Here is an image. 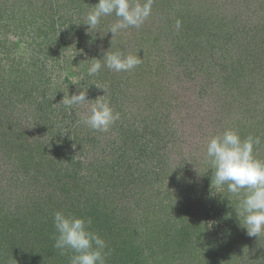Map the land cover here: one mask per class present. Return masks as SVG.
Wrapping results in <instances>:
<instances>
[{
	"label": "trees",
	"instance_id": "trees-1",
	"mask_svg": "<svg viewBox=\"0 0 264 264\" xmlns=\"http://www.w3.org/2000/svg\"><path fill=\"white\" fill-rule=\"evenodd\" d=\"M176 3L179 8H183L178 0H153L151 15L139 29L129 27L113 36L106 26L109 24L111 27L116 22L115 15L101 17L96 28L89 29V26L85 25L89 6L84 5L81 0H0V25L9 21L23 30L21 35L31 34L29 44L34 54L28 64L22 61L24 69L16 76L13 82L15 87L12 88V93L9 92V99L5 103L0 102V154L10 156L16 153L19 158L14 161L22 160L23 165L20 164L23 168L31 165L26 174L32 172L29 177L15 176L17 184L9 182L8 187L14 190L15 196L5 200L0 193V264H70L69 257L72 253L69 251L66 255H61L60 250L54 248L53 215L56 211L91 218L90 230L99 234L107 244L106 264H154V253L147 249L152 242L147 240L140 230L145 218L150 216L153 219V212L157 216V212L164 208L173 207L175 212L180 213L178 202L182 201L191 216L195 218L199 212L205 217L202 221H205L206 203L226 199L227 191H220L221 188L211 185L212 169L209 162H205L207 168L198 169L202 171L199 175L198 170L191 172L192 169H189L187 173L192 175L189 179L181 173L184 169L176 164L173 170L165 169L167 159L157 150L156 142L150 139L160 138L161 127H164L163 131H167L168 118L173 119L177 104L180 103L179 95L190 91V88V92L197 98L207 95L212 86H215V92L218 93L219 85L213 77L225 81L235 68H238V72L240 69L245 70L248 78L249 74L264 76V67L257 68L261 61L264 62V17L262 26H259V33L249 32L236 40L237 54L229 59L231 63L227 66L217 63L218 39H202L200 32L194 31L188 21L173 32V16H168L166 11H162V7L168 10L177 9ZM231 23L237 28L235 22ZM105 24L107 25L104 27ZM71 44L77 46L76 50L81 53V57L88 52V55L79 61L85 69H88V60L102 58L104 52L109 49L113 52L122 51L124 55H137L142 62L128 72H115L106 67L95 76H89L87 72L83 80L87 97L90 96L94 101L93 94L95 97L98 93H106L111 107L120 114V118L110 127L112 133L109 144L104 149L97 147L109 157L107 162L104 161L98 168H93L90 162L89 168L83 171L81 164L68 155L72 144L82 139L79 130L84 128L86 133L88 131L84 127V119L78 117L79 130L76 129L72 136L67 133V136L56 141L59 142L58 146L60 142L66 144V149L64 147L61 153L64 161L57 163L53 170H48V167L38 170L36 163L39 162L40 156L37 155L39 152H47V147L51 146L53 141L43 143L37 136L47 131L55 138L56 133L51 129L55 107L52 106L49 95L45 93L42 82L34 80L37 75L30 80V75L26 76V73L32 67L35 69L32 72L37 73V64L43 66L49 58L55 60ZM166 53L170 60L167 65L160 63L159 59L160 54ZM256 61L258 64L255 65ZM191 64L195 65L194 68L197 66L198 70L193 72L190 69ZM199 74H204V79L197 81L193 86L189 81ZM166 79L175 85L170 93L164 90L162 92V88L166 87ZM179 81L183 84H179ZM20 84L24 93L21 96L14 95V90L17 91ZM234 84L235 81H231L230 85L224 84V87L231 91L227 94L232 100H225L226 110L229 105L234 107L238 102L234 101ZM181 85L182 88H177ZM0 91L5 90L0 87ZM256 99L259 98L255 97L253 101L256 104L255 114L258 118H264V98L259 99L257 103ZM234 108L243 111L242 108ZM69 110L67 106H62L59 113L61 121H67L72 126L75 122H72ZM79 111L77 114L84 112ZM213 112L216 115L222 113L219 108ZM255 114L250 112L248 118L251 119ZM225 115L236 121L238 119L237 112L230 113L227 110ZM29 118L38 121L43 130L18 128ZM93 131L96 130L92 129L91 137H94ZM224 131L225 129L221 128L217 135ZM142 137L149 138L150 141H142ZM3 139H6V142L1 146ZM172 139H175L174 136ZM87 141L91 145L94 143V140ZM54 160L55 157L42 162L50 164ZM41 175L49 178V186L38 184L37 180ZM53 179L59 181H52ZM164 179L170 184H164ZM88 181L96 182V186L88 188ZM166 186H170V192L162 191V187ZM174 198L180 201H175ZM241 199L226 202L231 219L227 223L225 235L230 240L210 238L209 249L219 253L227 247V250L233 251L230 253L232 257L242 256L237 260L240 264H264V234L261 239L244 237L246 230L235 223L237 220V223L242 224L243 218H238L232 208L234 204H239ZM174 203L176 205L172 206ZM156 220L157 218L155 223ZM185 234L181 236L184 243L177 246L173 254L176 258L174 264L185 262ZM234 243L241 244V247Z\"/></svg>",
	"mask_w": 264,
	"mask_h": 264
},
{
	"label": "rangeland",
	"instance_id": "rangeland-1",
	"mask_svg": "<svg viewBox=\"0 0 264 264\" xmlns=\"http://www.w3.org/2000/svg\"><path fill=\"white\" fill-rule=\"evenodd\" d=\"M81 1L85 3L84 5L89 6L88 12H90L99 2V0ZM173 2H176V0H173ZM178 3L180 6H183V8H179L177 3L175 4L178 7L177 9L173 7V10H168L167 8L162 7V11H166L165 13H167L168 16H173V27L175 26V30H173V32H176V20L181 21V25L182 23H187L188 21L190 26L194 28V31L198 33L200 32L202 39L205 37L213 38L215 40L218 39L219 49L217 51L216 59L217 63L219 62L222 65L228 66L231 63V60L229 59L233 58V55L237 54L238 45L236 44V40L238 38H243L242 35H246L249 32L256 34L261 31V27L259 26H262V18L264 17V0H178ZM237 9H241V11H238ZM167 15L165 14L164 16L168 18ZM167 22L172 23L169 21ZM231 22H235L237 28L233 27V23ZM107 24H105L104 27ZM107 28L110 30L111 27L109 24L106 26V29ZM22 31L23 30L19 28V26L12 25L9 21H4L2 25H0V87L5 90L0 91V102L3 103L7 102V99H9V92L12 93V88L15 87L13 82H15L16 76L24 69L22 61L28 64L31 57L34 55L29 44L31 34L27 33V35H21ZM76 47L77 46L75 44H71L67 50H64V52L61 53L55 60H50L49 58L46 63H43V66L37 64V67H39V69L36 68V70H39L37 73L32 72L35 70L32 69L33 67L29 71L27 70L26 73V76L30 75V80L34 75H37L34 76V80L42 82V87H44L46 91L45 93L49 95L48 97L51 100L50 102L52 106L55 107H51L54 109V112L52 109V121L55 124H53L51 129L53 133H56L55 138L47 133V131L39 134V136L36 135L38 138H41L43 143L53 141V144L47 147V152H39V155H37L40 156L39 162L36 163L38 170H43L47 167L48 170H53L57 163L64 161V159L62 160L63 155L61 153L64 147L66 149V144L65 142L64 144L63 142H60V146H58L59 142L56 141L60 137L67 136V133H70L72 136L76 129L79 128L77 126V122L79 120L78 117H80V119H85L88 115H90L91 104L94 102L90 96L87 97L90 101L83 104L68 106L61 103L63 97L67 98L68 95L71 96L73 93L78 94L82 89L84 91L87 89L85 83H83L87 69H85L83 64H81V62L79 63V61L83 60L84 57L88 55V52L84 53V56L81 57V53L76 50ZM213 50L215 51V49ZM228 51H230V53ZM159 59L160 63H164L165 65H167L170 61L168 53L160 54ZM256 64H258V61L255 62V65ZM29 65L31 66L32 63L30 62ZM194 66L195 65L192 64L190 66V69L193 72L198 70V67L196 66V68H194ZM260 67H264V62L261 61L259 63L257 68ZM42 68H44V70ZM237 70L238 68H235L225 81H220L217 80L215 76L213 77L215 79L214 81H217L219 85L218 93L215 92V86H212L211 89L208 90L207 95L205 94L204 96H200L198 98L190 92L191 88L190 91L185 92V94L179 95L178 100L180 103H178L179 106L177 104V108L174 112L175 114H173V119L168 118L167 131H163L162 129L164 127H161L159 130L162 132L160 138L150 139L152 142L153 140L156 142L157 150L160 154L164 155L163 157H165V159H167L165 169L173 170V166L176 164L184 169L181 173L184 174V177L188 178L192 176L187 173L189 169H192L191 172H194L199 168L204 169L206 167L205 162H208L206 159L207 142L211 137L217 135L218 130H221V128L225 130L232 129L237 131L242 139L250 135L253 137H260L261 143L255 147L254 154L258 159L264 160V118H258L257 114H255L254 107L256 108V104L253 103L255 97H258L260 100L264 98V76L260 74L248 73V78L245 70L240 69L239 72ZM262 71H264V69ZM176 73L177 74L175 75L177 76L178 71ZM197 73L198 72H196V74ZM171 77H173V73H171ZM202 79H204V74H199L197 77L192 78L189 82L193 83L192 85L194 86L197 81ZM163 80L164 79H162V81ZM193 80L195 81L193 82ZM231 81H235L236 83L233 85V87H235L233 91L236 94L234 96V101L238 100L237 105L234 107H237L238 109L242 108L243 111L236 110L233 105H229L227 110L230 113L237 112V121L225 115L227 114L225 100H232L227 94L231 93V91H228V89L224 87V84L230 85ZM18 82H20V79ZM179 84H183V82L179 81ZM164 85H166V87L162 88V92L164 90L166 93L172 92L173 86L175 87L173 82H169L168 79H166ZM20 86L21 84L17 88V91L14 90V95L21 96V94L24 93L23 88ZM182 86L183 85L176 87L182 88ZM103 94L98 93L95 97L93 94L94 100L103 96ZM159 94H161L160 91ZM241 94L242 96H240ZM259 99H256V103L260 101ZM62 106H67V108L71 110L68 112H71V119H73L72 122H75L72 126H70L67 121H61V114L59 112L62 110ZM217 108H219L222 113L216 115L213 111ZM79 110H84V112L77 114ZM250 112L255 114L251 119L248 118ZM86 125L87 124H85L84 127L88 129L87 133L84 128L81 131L77 129V131L79 130L82 139L72 144L68 154L74 158V161H78V163L81 164L83 171H86V168H89L90 162L92 163L91 165H93V168L102 166L104 161L105 163L107 162L109 157H106V154L102 153L100 149H104V147L109 144L110 133H112L110 128L106 132L93 131L94 137H91L92 129L89 126L86 127ZM18 128H28V130L36 131L43 130L42 127L40 128L38 121L32 118L23 121ZM176 131H178L177 134H175ZM171 133H173V135H171ZM173 136L175 138L174 140L172 139ZM88 139L94 140V143L91 145L90 142L87 141ZM148 139L149 138L144 139V137H142V141H146ZM1 141V146H4L6 139ZM57 152L59 154L55 155L54 153ZM0 155V193L5 200H8L10 197L16 195L14 190L11 189L10 186L8 187L9 182L12 181V183L17 184L14 178L15 176H31L30 174L32 172H28L26 174V171L29 170L31 165H29L28 168H23V163H21L23 162L22 160H20V162H15L14 160L19 158L16 153L13 155L11 154L10 156L4 154ZM54 157L56 160L52 161L50 164L42 162V160L46 161L47 159H52ZM13 161L15 162L14 164L12 163ZM198 171L197 174L202 172ZM95 172L97 171L95 170ZM48 180L49 178H44L41 175V178L37 181L38 184L43 183V185L49 186ZM52 181L59 180L53 179ZM94 183L96 182L88 181L87 187H95L96 185H94ZM165 183L170 184L167 179H164V184ZM173 184L176 185V183ZM222 190L227 191V186L225 185L222 189H220V191ZM162 191L170 192L171 188L170 186L162 187ZM227 193L228 195L225 200H220L216 203H206L205 208L207 218L205 221H202L205 217L203 218L199 212L195 215V218L194 216H191V214H189V209H187L186 204H184L185 202L180 201L178 198H174V200L180 201L178 202V205L180 206L178 211L180 213L175 212L173 207H171V209L164 208L163 210L157 212V216L156 213L152 211L155 217L153 219L150 216L145 218L140 230L141 233L145 235L147 240L150 239L152 242L148 245L149 248L147 249H149L148 251L154 253V264H174L173 262L176 258L173 254L177 246L184 243V240L181 237L184 233H186V249L184 250V256L186 259L183 264H240L241 262L239 261L238 263L237 260L241 259L242 256L240 255V257L237 258L232 257L230 253L233 251L227 250V247H224L219 251V253H216L212 248L209 249L210 246H208V239L210 238L213 240L227 238L225 232L227 231V223H229L231 217L227 212L229 208L226 202L235 200L238 201L243 197V190L238 196L233 195L228 191ZM163 198L165 199V197ZM175 205L176 203L172 206ZM200 205L202 204L200 203ZM238 205L239 204H234L232 207L233 210L237 209ZM182 210L185 212H182ZM156 218L157 220L155 223L154 220ZM209 222L212 223L211 228H209ZM235 223L237 226L241 225V223H237V220ZM188 225L190 226L188 227ZM245 236H248L247 232L244 237ZM261 238L262 235L259 239ZM229 240L230 239L226 241ZM234 244L236 246L238 244L237 247H241V244L239 243ZM235 255L237 256L238 254ZM1 264L5 263L2 262Z\"/></svg>",
	"mask_w": 264,
	"mask_h": 264
},
{
	"label": "clouds",
	"instance_id": "clouds-1",
	"mask_svg": "<svg viewBox=\"0 0 264 264\" xmlns=\"http://www.w3.org/2000/svg\"><path fill=\"white\" fill-rule=\"evenodd\" d=\"M152 3L153 0H99L87 14L85 25L95 29L101 17L114 14L117 20L109 31L113 36L129 27L139 29L151 15ZM180 27L181 21L177 20V30ZM88 61V75L95 76L104 67L115 72L131 71L139 66L142 59L137 55H124L122 51L113 52L109 49L102 58ZM106 95L94 100L90 115L83 121L96 131H108L120 118ZM89 101L87 91L82 89L78 94L63 97L61 103L71 106ZM260 143V137L250 135L242 139L237 131L227 129L211 137L206 146V159L212 169L211 185L221 189L226 185L227 191L236 196L243 190V198L234 210L238 218H243L241 226L250 237L264 234V160L254 154L255 147ZM91 225V218L66 215L63 211L54 213V248L60 250L61 255L70 251V264H106V241L90 230ZM208 225L212 227L211 222Z\"/></svg>",
	"mask_w": 264,
	"mask_h": 264
}]
</instances>
